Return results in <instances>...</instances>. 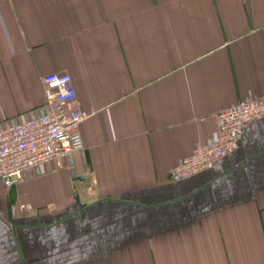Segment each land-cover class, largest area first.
<instances>
[{
    "label": "crops",
    "instance_id": "obj_1",
    "mask_svg": "<svg viewBox=\"0 0 264 264\" xmlns=\"http://www.w3.org/2000/svg\"><path fill=\"white\" fill-rule=\"evenodd\" d=\"M49 73L83 149L0 182V264H264V117L170 178L219 111L264 101V0H0V125L43 111Z\"/></svg>",
    "mask_w": 264,
    "mask_h": 264
},
{
    "label": "built area",
    "instance_id": "obj_2",
    "mask_svg": "<svg viewBox=\"0 0 264 264\" xmlns=\"http://www.w3.org/2000/svg\"><path fill=\"white\" fill-rule=\"evenodd\" d=\"M42 84V112L0 125V182L7 189L37 167H65L72 154L83 149L79 127L85 115L77 106L71 77L65 73H49L43 76ZM262 117L264 101L261 98L249 97L219 111L215 116L216 135L197 145L191 155L171 169V181H181L212 167L237 147L245 128ZM19 207L28 209L27 205Z\"/></svg>",
    "mask_w": 264,
    "mask_h": 264
},
{
    "label": "water",
    "instance_id": "obj_3",
    "mask_svg": "<svg viewBox=\"0 0 264 264\" xmlns=\"http://www.w3.org/2000/svg\"><path fill=\"white\" fill-rule=\"evenodd\" d=\"M71 177L76 180H82V177H76L73 172H71Z\"/></svg>",
    "mask_w": 264,
    "mask_h": 264
}]
</instances>
